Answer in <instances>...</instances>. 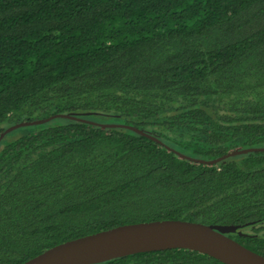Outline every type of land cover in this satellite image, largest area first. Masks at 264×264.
<instances>
[{
  "label": "trees",
  "instance_id": "obj_1",
  "mask_svg": "<svg viewBox=\"0 0 264 264\" xmlns=\"http://www.w3.org/2000/svg\"><path fill=\"white\" fill-rule=\"evenodd\" d=\"M0 264L121 224L241 227L264 255V0H0ZM137 127L156 136L124 127ZM243 226V227H242ZM97 264H225L195 250Z\"/></svg>",
  "mask_w": 264,
  "mask_h": 264
},
{
  "label": "water",
  "instance_id": "obj_2",
  "mask_svg": "<svg viewBox=\"0 0 264 264\" xmlns=\"http://www.w3.org/2000/svg\"><path fill=\"white\" fill-rule=\"evenodd\" d=\"M57 117L80 119L66 113H58L45 118L20 121L0 133V142L8 133L20 127L42 124ZM95 123L102 128H129L160 142L156 136L137 127L119 123ZM253 151H264V147H238L214 159H200L183 154L180 157L214 165L228 157ZM240 229L241 227L237 226H218L180 219L127 223L56 244L22 264H97L137 252L172 248L195 250L225 264H264V255L228 235Z\"/></svg>",
  "mask_w": 264,
  "mask_h": 264
}]
</instances>
